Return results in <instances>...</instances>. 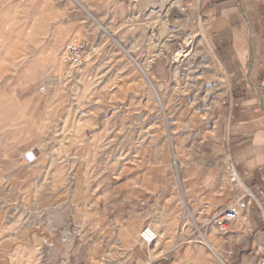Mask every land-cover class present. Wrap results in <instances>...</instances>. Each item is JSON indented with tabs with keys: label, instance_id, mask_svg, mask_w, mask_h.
Here are the masks:
<instances>
[{
	"label": "rangeland",
	"instance_id": "1",
	"mask_svg": "<svg viewBox=\"0 0 264 264\" xmlns=\"http://www.w3.org/2000/svg\"><path fill=\"white\" fill-rule=\"evenodd\" d=\"M203 12L202 0H0V264H40L66 231L69 264H158L106 229L102 200L121 183L128 225L156 232L165 264H235L210 222L231 190L217 173L234 91ZM71 37L93 50L77 72Z\"/></svg>",
	"mask_w": 264,
	"mask_h": 264
},
{
	"label": "crops",
	"instance_id": "2",
	"mask_svg": "<svg viewBox=\"0 0 264 264\" xmlns=\"http://www.w3.org/2000/svg\"><path fill=\"white\" fill-rule=\"evenodd\" d=\"M202 9L204 18L210 23L215 49L230 77V89L234 91V96L230 93V102H234L236 108L227 142V158L237 165L242 182L254 196L242 220L231 225L223 247L228 249L235 264H257L264 261V195L259 193L261 190L264 194V48L261 34L264 0H202ZM21 141L12 143L9 149ZM225 165L226 162L220 166L217 175L221 177L222 173L223 179L227 180ZM229 185L231 190L225 205L241 194L240 190ZM110 189L102 200V217L106 229L113 231L118 247L131 252L139 260H148L150 252L154 253V261L165 264L168 249L164 246L157 247L155 243L149 250L145 245H138V233L128 225L133 211L125 209L129 197L125 184L112 185ZM216 193H220V187ZM145 196L144 191L140 196L144 203L148 201ZM150 204L148 210L138 212L141 227L149 224L154 216V207ZM208 246L215 257L214 242ZM72 250V240L67 245L47 241L40 253V264H62V260L63 264H69L67 255ZM26 259L22 255L19 262ZM205 261L212 264L213 260L208 255ZM7 264H11L10 260Z\"/></svg>",
	"mask_w": 264,
	"mask_h": 264
},
{
	"label": "built area",
	"instance_id": "3",
	"mask_svg": "<svg viewBox=\"0 0 264 264\" xmlns=\"http://www.w3.org/2000/svg\"><path fill=\"white\" fill-rule=\"evenodd\" d=\"M93 50L79 38L71 37L65 46L64 63L69 70L73 72L81 71L85 65L90 61ZM227 181L234 188L240 190L239 198L232 200L226 206L216 209L210 217V222L214 226L219 235H227L231 225L238 221L243 213L249 208L250 202L254 200L253 193L241 180L240 174L237 171V165L228 160L225 165ZM264 183V178L262 179ZM260 195H264L259 190ZM158 236L156 232L149 226H144L138 233V240L142 245L147 247L154 245L157 242ZM72 240V234L66 231L62 234L61 242L65 245ZM70 264H81L79 262H72ZM257 264H264V261Z\"/></svg>",
	"mask_w": 264,
	"mask_h": 264
},
{
	"label": "bare ground",
	"instance_id": "4",
	"mask_svg": "<svg viewBox=\"0 0 264 264\" xmlns=\"http://www.w3.org/2000/svg\"><path fill=\"white\" fill-rule=\"evenodd\" d=\"M203 38H205V36H204V33H203ZM190 38H188V39H186V41H185V47H184V50L182 51V52H179L178 53V55H179V58H182L183 56H186L187 54H188V52H189V50H186V49H188V46H189V43H190ZM14 104V103H13ZM14 106H15V104H14ZM23 106V105H22ZM15 108V107H14ZM23 108V107H22ZM201 237L203 238V243H207L208 245L210 244V241L208 240V238H207V236L206 235H201Z\"/></svg>",
	"mask_w": 264,
	"mask_h": 264
}]
</instances>
